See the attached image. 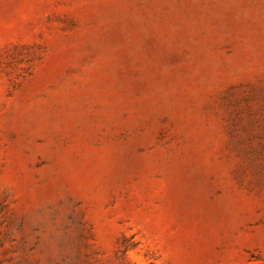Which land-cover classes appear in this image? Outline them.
Instances as JSON below:
<instances>
[{"label": "rangeland", "instance_id": "374dc122", "mask_svg": "<svg viewBox=\"0 0 264 264\" xmlns=\"http://www.w3.org/2000/svg\"><path fill=\"white\" fill-rule=\"evenodd\" d=\"M0 264H264V0H0Z\"/></svg>", "mask_w": 264, "mask_h": 264}]
</instances>
